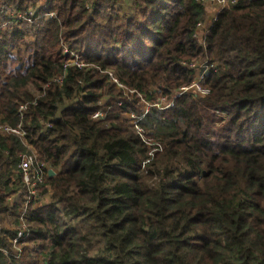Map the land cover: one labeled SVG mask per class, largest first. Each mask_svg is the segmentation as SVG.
Returning <instances> with one entry per match:
<instances>
[{
	"label": "trees",
	"instance_id": "trees-1",
	"mask_svg": "<svg viewBox=\"0 0 264 264\" xmlns=\"http://www.w3.org/2000/svg\"><path fill=\"white\" fill-rule=\"evenodd\" d=\"M33 9L30 24L20 16ZM206 14L200 0H0V124L25 133H0V264H264V0L223 9L203 46ZM64 46L145 95L191 85L194 60L217 67L210 95L145 112L96 67L52 82ZM130 112L159 143L150 163ZM28 145L56 175L17 254L10 198Z\"/></svg>",
	"mask_w": 264,
	"mask_h": 264
},
{
	"label": "built area",
	"instance_id": "built-area-1",
	"mask_svg": "<svg viewBox=\"0 0 264 264\" xmlns=\"http://www.w3.org/2000/svg\"><path fill=\"white\" fill-rule=\"evenodd\" d=\"M213 0H200L202 4H207L208 2ZM237 4V0H217L216 7L221 8V11L229 6H235ZM217 12V14L214 17H210V20H216L218 14L221 12ZM53 14L46 15V18L49 19L52 17ZM28 23H32V21H37L40 19V17L37 16V14H33L29 12L25 15L24 18ZM209 32V29L203 25L202 23L197 24L194 37L197 39V41L205 46L206 37ZM204 42V43H201ZM71 57L73 58V61L71 63H65L64 65V71H61V73L57 76H55L54 79H52L54 83H59L60 85L63 84L64 77L66 73L68 72V68L70 67H77L78 69H92L96 66L89 64L86 62V60L78 55L72 54ZM187 68L191 70H196L194 63L185 64ZM200 71H198L195 75V79L193 83L189 86H182L177 91V94L175 95L174 99L167 104L166 106L160 105V104H150L149 102L144 101L143 96L140 94V92L133 90L126 86L125 84L121 83V81L117 78L115 72L113 70H101L100 68L96 67L100 73L105 74L107 76V81L114 84L117 89H121L124 91L125 95H135L136 98L142 102L143 109L145 112H148L150 109H157L160 111L166 110L171 108V106L174 104L175 100L183 95L186 94H193L196 97H206L210 95L211 90L203 85V81L205 78V75L208 70L214 69L217 67L216 63H209L208 60L204 61V63L200 64ZM159 89L156 90L155 93H157ZM171 99V98H170ZM27 110V105H23L20 108V112L23 113ZM105 113L101 110L97 111L95 114H93L92 119L94 120H104L105 119ZM126 120L133 126V129L135 132L140 134L147 146L150 149L149 152V158L146 160V163H150L153 158L155 157V153L158 151L159 143L153 139V138H147L145 135V132L139 127L138 125V118L135 113L130 112L126 114ZM49 125H47L48 127ZM0 132L3 134H9V135H16L23 141H25V133L22 131L21 126L14 129L7 125L0 124ZM151 146V148H150ZM29 149L31 150L30 153L22 154L20 155V163H19V170L21 173V187L20 191L18 190L17 194L15 196H12L10 198V202L12 204H19L22 205V211H21V228L19 229V232L17 234V237L14 239L13 244L15 246V250L17 254H21L23 249L22 245L25 239V235L27 234V227L24 220L25 215L27 214L30 207H35L37 205V202L39 198H41V190L44 189L46 186L47 180L51 178L50 170L54 171L52 168L48 167V164L41 163L38 159L37 153L34 151V149L28 145ZM55 172V171H54ZM56 174V172H55ZM54 174V175H55ZM23 191L26 193L23 194Z\"/></svg>",
	"mask_w": 264,
	"mask_h": 264
},
{
	"label": "rangeland",
	"instance_id": "rangeland-1",
	"mask_svg": "<svg viewBox=\"0 0 264 264\" xmlns=\"http://www.w3.org/2000/svg\"><path fill=\"white\" fill-rule=\"evenodd\" d=\"M126 4L130 5V0H126ZM216 4H217V0L210 1L207 4H205L206 12H207L206 19H205V21L200 22V23L205 25L208 29H209L210 25L214 22V20H212V21L210 20V17H214L217 14V12L221 11V8L215 6ZM30 12L35 14L34 9L31 10ZM11 15L12 16H20V14H16L14 12L11 13ZM25 15L26 14L21 15L20 17L22 19H24ZM22 19H21V21H22ZM32 23H37V22L32 21ZM32 23H30V24H32ZM201 43H204V42H201ZM72 54L83 57L81 54H79L78 52H76V51H74L72 49H69L67 46L63 47V55L67 56V60H66L65 63H71L73 61L74 57H71ZM204 61H206V59H203V60L202 59H197V60L192 61L194 63V65H195V68H197L196 70H194L195 75H196V73L198 71H200V67L199 66H200L201 63H204ZM158 88H159V91L156 94H155V92H156L157 89L155 87H152V88L149 89V91H148L149 94L145 95V94L140 93L143 96L144 101L149 102L150 104H160V105L166 106L167 104H169L174 99V97H176L175 95L177 94V91L180 89V88L179 89H175L174 92H173V96L170 99L167 96L162 95L163 94V89L161 87H158ZM149 95L156 96L157 98L154 101H150ZM102 102H104V100ZM141 104H143V103L141 102ZM150 148H151V146H150ZM55 175H53V176H55ZM154 183H155V181L151 179L150 184L153 185ZM41 193H42L41 194V198H39L38 201H37L39 203H37V205L35 207H33V208L46 205L50 201V197H51L52 193H51V190H50L49 187H47V189H45V190L44 189L41 190ZM9 226L11 227L10 224H9Z\"/></svg>",
	"mask_w": 264,
	"mask_h": 264
},
{
	"label": "water",
	"instance_id": "water-1",
	"mask_svg": "<svg viewBox=\"0 0 264 264\" xmlns=\"http://www.w3.org/2000/svg\"><path fill=\"white\" fill-rule=\"evenodd\" d=\"M49 173H50V175H51V176H53V175L55 174V172H54V171H52V170H50V172H49Z\"/></svg>",
	"mask_w": 264,
	"mask_h": 264
}]
</instances>
